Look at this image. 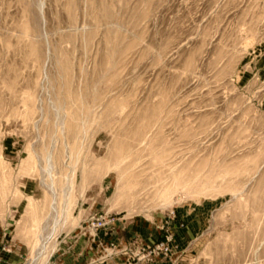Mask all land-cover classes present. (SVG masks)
<instances>
[{
  "label": "rangeland",
  "instance_id": "obj_1",
  "mask_svg": "<svg viewBox=\"0 0 264 264\" xmlns=\"http://www.w3.org/2000/svg\"><path fill=\"white\" fill-rule=\"evenodd\" d=\"M76 235L87 264H264V0H0V258Z\"/></svg>",
  "mask_w": 264,
  "mask_h": 264
},
{
  "label": "crops",
  "instance_id": "obj_2",
  "mask_svg": "<svg viewBox=\"0 0 264 264\" xmlns=\"http://www.w3.org/2000/svg\"><path fill=\"white\" fill-rule=\"evenodd\" d=\"M158 219L153 221L150 226H148L147 229L142 227L139 224H137V227L135 226L134 229L137 231H140L142 233L143 240L147 241V232L149 231L153 234L154 232H158L159 230L157 229L158 225ZM188 226V223H187ZM134 229L130 228L128 226L127 228L123 230H111L107 231L104 234V237L109 240V241H114L115 243L117 242H123L126 240V238L129 236V234L134 233ZM192 229V226L187 227V230ZM158 230V231H157ZM178 236L182 237L183 236V229L177 231ZM159 232L156 233V238L158 237ZM93 242L91 240H86L85 237H79V235H76L73 243L70 241L69 244H63L60 248L58 253V258L57 260L53 261L51 264H57L58 262L64 263V264H87V257H85L82 253L84 249ZM93 245V244H92ZM91 246V245H90ZM118 259V258H117ZM122 259V258H121ZM18 261V256L17 253L15 252L14 254H6L1 256L0 258V264H15Z\"/></svg>",
  "mask_w": 264,
  "mask_h": 264
},
{
  "label": "bare ground",
  "instance_id": "obj_3",
  "mask_svg": "<svg viewBox=\"0 0 264 264\" xmlns=\"http://www.w3.org/2000/svg\"><path fill=\"white\" fill-rule=\"evenodd\" d=\"M51 181H52V180H51ZM50 186H51V185H50ZM52 187H53V186H52ZM54 199H55V198H54ZM54 201H55V200H54ZM54 201H53V203H52V205H51V208H53V209H56V210H55V212L57 213V212H58V210H57V207L54 205V204H55V202H54ZM52 211H53V210H52ZM53 212H54V211H53ZM52 224H53V223H52ZM56 227H57V223H56V222H54V225H53V227H52L51 231H52V230H54V229H56ZM53 232H54V231H53ZM49 233H50V232H49ZM49 233H48V235H46V237H44V240H47V239H49V238L51 237V234H49ZM44 240H43V241H44ZM49 240H50V239H49ZM45 244H46V243H45ZM45 244L42 242V244H41L42 246H41V248H40L41 250L38 252V254L36 253V254H37V256L35 255V257H38V256H40V255H41V253H43V251H42V250H43V249L46 247V245H45ZM44 245H45V246H44ZM41 251H42V252H41ZM33 256H34V255H33ZM34 260H35V259H34Z\"/></svg>",
  "mask_w": 264,
  "mask_h": 264
},
{
  "label": "built area",
  "instance_id": "obj_4",
  "mask_svg": "<svg viewBox=\"0 0 264 264\" xmlns=\"http://www.w3.org/2000/svg\"><path fill=\"white\" fill-rule=\"evenodd\" d=\"M106 221L104 218H97L96 221L92 222V225L94 226V228H100V227H104L106 225ZM110 243L113 245L115 244L114 241H110ZM163 244V243H161Z\"/></svg>",
  "mask_w": 264,
  "mask_h": 264
}]
</instances>
